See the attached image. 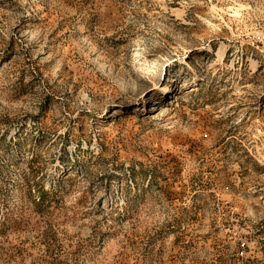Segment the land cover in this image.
Segmentation results:
<instances>
[{"label": "rangeland", "instance_id": "374dc122", "mask_svg": "<svg viewBox=\"0 0 264 264\" xmlns=\"http://www.w3.org/2000/svg\"><path fill=\"white\" fill-rule=\"evenodd\" d=\"M0 264H264V0H0Z\"/></svg>", "mask_w": 264, "mask_h": 264}, {"label": "bare ground", "instance_id": "6f19581e", "mask_svg": "<svg viewBox=\"0 0 264 264\" xmlns=\"http://www.w3.org/2000/svg\"><path fill=\"white\" fill-rule=\"evenodd\" d=\"M162 87V90H166L167 86H160Z\"/></svg>", "mask_w": 264, "mask_h": 264}]
</instances>
